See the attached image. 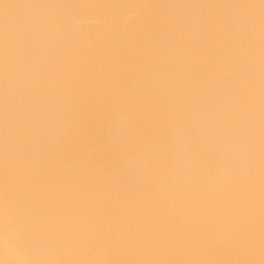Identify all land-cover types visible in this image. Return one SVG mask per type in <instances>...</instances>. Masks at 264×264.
I'll list each match as a JSON object with an SVG mask.
<instances>
[{
    "label": "snow or ice",
    "instance_id": "6c2138e0",
    "mask_svg": "<svg viewBox=\"0 0 264 264\" xmlns=\"http://www.w3.org/2000/svg\"><path fill=\"white\" fill-rule=\"evenodd\" d=\"M0 264H264V0H0Z\"/></svg>",
    "mask_w": 264,
    "mask_h": 264
}]
</instances>
